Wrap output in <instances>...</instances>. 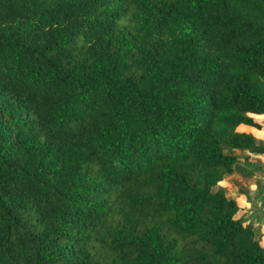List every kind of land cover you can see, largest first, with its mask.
<instances>
[{"label":"trees","instance_id":"obj_1","mask_svg":"<svg viewBox=\"0 0 264 264\" xmlns=\"http://www.w3.org/2000/svg\"><path fill=\"white\" fill-rule=\"evenodd\" d=\"M260 115L264 0H0V264H264Z\"/></svg>","mask_w":264,"mask_h":264},{"label":"rangeland","instance_id":"obj_2","mask_svg":"<svg viewBox=\"0 0 264 264\" xmlns=\"http://www.w3.org/2000/svg\"><path fill=\"white\" fill-rule=\"evenodd\" d=\"M253 120L262 126V130L258 131L253 139L256 145L264 148V115L253 116ZM236 131L253 132L241 126ZM256 137L261 138L258 140ZM223 151L236 158L233 173L224 177L212 190L220 189L226 198L236 202L239 210L235 217L253 230L254 237L264 248V153L250 155L245 151L231 150L227 147H224Z\"/></svg>","mask_w":264,"mask_h":264},{"label":"crops","instance_id":"obj_3","mask_svg":"<svg viewBox=\"0 0 264 264\" xmlns=\"http://www.w3.org/2000/svg\"><path fill=\"white\" fill-rule=\"evenodd\" d=\"M261 125V124H260ZM240 127V126H239ZM239 127H237V128H239ZM241 127H244V126H241ZM244 128H246V129H249V130H252L253 132H251L252 133V136H254L255 134H257V133H259L258 131H255V130H253V129H251V128H248V127H244ZM237 130V129H236ZM251 133H249V134H251ZM257 136V135H256ZM254 139H255V137H253ZM260 138L261 137H256V139H258V140H260ZM251 159V158H250Z\"/></svg>","mask_w":264,"mask_h":264}]
</instances>
